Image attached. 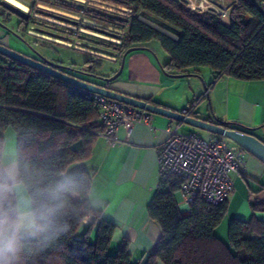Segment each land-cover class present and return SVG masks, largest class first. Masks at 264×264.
<instances>
[{
  "label": "trees",
  "instance_id": "16d2710c",
  "mask_svg": "<svg viewBox=\"0 0 264 264\" xmlns=\"http://www.w3.org/2000/svg\"><path fill=\"white\" fill-rule=\"evenodd\" d=\"M106 1L130 11L123 13L106 7L116 14L123 13L126 30H122L121 39L109 44L110 52L100 53L121 59L127 49L145 47L156 39L167 54L166 63L160 67L168 75H190L200 67H208L213 80L222 76L264 79V7L254 2L234 0L225 19L212 7H190L184 0ZM0 5L14 13L3 0ZM63 5L67 8L70 4ZM139 15H147V20L175 36L150 25ZM19 19L26 28L34 22L29 17ZM96 26L106 27L100 23ZM63 32L54 35L60 40L72 35L68 28H63ZM84 64L87 72L94 73L90 61ZM186 111L195 116L192 107ZM98 113V104L88 92L0 54V164L3 132L10 128L17 142L20 180L31 186L38 200L45 201L61 182L68 186L67 208L57 219L59 228L47 241L43 237L26 240L18 264H141L132 258L125 242L116 253H109L114 225L91 207V174L80 169L66 176L72 165L91 157L101 132ZM218 121L228 128L249 132L242 125ZM179 189L180 180L175 177L160 180L159 189L147 205V214L159 225L161 234L142 264H264L263 220L254 216L248 221L231 219L228 241L224 243L213 231L227 212V200L211 204L196 197L183 213L175 195ZM258 207L252 205L254 211ZM88 215H93V222L76 237Z\"/></svg>",
  "mask_w": 264,
  "mask_h": 264
},
{
  "label": "crops",
  "instance_id": "0c3cea01",
  "mask_svg": "<svg viewBox=\"0 0 264 264\" xmlns=\"http://www.w3.org/2000/svg\"><path fill=\"white\" fill-rule=\"evenodd\" d=\"M0 38L5 39L9 47L23 52L21 43L5 32H0ZM10 38L17 46L10 42ZM145 47L147 49L131 51L126 55L121 74L108 83L109 88L139 99H152L155 104L174 110L192 107L197 117L242 125L250 128L249 132L264 142V79L222 76L213 80L208 67L198 68L195 74L172 77L160 67L166 63L167 54L158 57L147 45ZM108 60L117 64L119 59L114 55L113 60ZM199 77L207 84L206 92ZM190 128L193 130L192 126L151 113L147 124L135 123L129 132L119 128L116 132L119 143L114 146L108 145L99 135L93 144L91 157L69 168L67 177L80 169L91 174V207L99 210L101 217L114 225L108 248L110 254L116 253L125 242L132 258L142 264L154 248L161 230L149 218L147 205L160 183L156 149L167 139L170 130L187 133L192 132ZM9 138V143L4 138L3 166L13 162L16 164L15 134H9ZM6 156L9 163L4 165ZM230 175L233 189L227 197V212L213 231L224 243L228 241L231 219L248 221L254 216L264 221V162L244 149L243 164ZM252 205L259 207L254 211ZM86 217L87 222L80 225L82 230L94 220L93 215ZM96 223L90 234L92 239L96 233Z\"/></svg>",
  "mask_w": 264,
  "mask_h": 264
},
{
  "label": "built area",
  "instance_id": "2783aa9c",
  "mask_svg": "<svg viewBox=\"0 0 264 264\" xmlns=\"http://www.w3.org/2000/svg\"><path fill=\"white\" fill-rule=\"evenodd\" d=\"M75 1L80 2L81 6L79 8L83 9L86 0ZM184 1H186L190 7H212L222 16L224 14L222 10L215 8L209 2H205L203 6L201 4H195L193 1ZM90 8L87 6L85 9ZM59 15H65L76 20L80 18L77 15L64 12ZM72 19L69 20L76 25L77 21ZM84 22L96 24L87 19H84ZM81 25L96 30L94 27L84 23H81ZM79 29L83 30L81 28ZM83 31L95 34L90 30ZM76 33V31H73L72 35H68V38H63L62 40L73 42ZM96 35L104 37L101 34ZM118 37L121 39L122 35ZM75 42L77 44H84L77 40H75ZM81 91L86 90L81 89ZM86 92H88L98 104L99 113L97 120L101 126L99 135L102 136L105 142L110 146L119 143V139L116 135L119 128H124L129 132L135 123L141 122L147 124L150 121V112L95 92ZM185 112L186 114H190L186 110ZM243 155L244 149L242 147L229 144L227 139L223 137L213 135L204 138L195 132L179 133L176 130H170L167 139L156 149V160L160 180L164 181L170 177H175L180 180L179 206L183 212L188 210L189 204L196 197L211 204H219L227 200L229 193L233 189V181L230 174L243 164Z\"/></svg>",
  "mask_w": 264,
  "mask_h": 264
},
{
  "label": "rangeland",
  "instance_id": "374dc122",
  "mask_svg": "<svg viewBox=\"0 0 264 264\" xmlns=\"http://www.w3.org/2000/svg\"><path fill=\"white\" fill-rule=\"evenodd\" d=\"M16 1L19 2L21 5L27 7V10L25 11L27 13V17L20 16L17 13H11L5 11V9H3V6L0 5V32L2 33L6 32L1 27V24H3L4 26L7 27L9 31H11L10 34L8 33L9 37L13 38L16 41L18 40L24 41L29 48L34 47V49H36L37 52L42 53L45 56V58H48L49 60L54 62L61 63L64 66H70L75 69L83 70V68H86L84 64L85 61H90V64L93 65L94 74H97L99 76L111 75L113 69L118 68L117 64L119 65L120 59L118 60L117 64H114L113 62L106 59L107 57L102 58V57L94 56L92 54L96 55V53L94 52H99L102 50H108V52H110L111 48L108 47L109 44L111 43L114 44L115 41L113 40L120 39L118 36L122 35V30H126V27L123 24L126 23L127 18L122 14L124 12H129L130 9L119 5H113L112 3L106 0H86L83 9L73 5H67L69 7L66 8L63 5L65 3H63L60 0H16ZM189 1L190 2L193 1L195 4L202 3L203 5H205L206 2V1L204 2L203 0H189ZM211 1H210L211 5H214L215 8L220 9L224 12L223 17L225 19L227 17V13L229 12V10L231 9V7L235 2L234 0H211ZM249 1L254 2L261 8L264 7V0H249ZM87 6L91 8L85 9L87 8ZM106 7L116 8L117 10L123 13L116 14L113 11L107 10ZM41 11L48 12L53 15L45 14L42 13ZM56 11L77 15L80 18L78 20L72 19L65 15L64 16L59 15V13H56ZM54 15H57L59 17ZM19 17H21L22 19H26L29 17L32 18L34 22L31 23L28 28H26L23 22H19L20 20ZM60 17H65L66 19ZM139 17L142 16L139 15ZM69 19L77 21L76 25L75 23L71 22ZM84 19L93 21L96 24L97 23L103 24L107 28L105 27V29H103L96 26V24L85 23ZM81 23L98 28L100 29V31L83 27ZM63 28H68V30L69 31L72 30V32L76 31L77 33L74 36V39L83 42L84 44H77L75 40L73 42L64 41L68 45L63 44L62 42H59V44L58 42L50 43L51 41L54 42L53 40L60 41L59 38L56 39V35L54 34H58V35L64 34ZM79 28L83 30H90L95 34L87 33L83 30H80ZM105 31L111 32L115 35L108 34ZM34 32L36 33L34 34ZM96 34H101L102 36L104 35L105 36L101 37ZM11 38H10V42H13V44L17 46L15 41H13V39ZM0 43L7 45L6 40L2 38H0ZM146 45L151 50H153L158 57H161L164 54H166L160 42L156 39H152L148 41ZM105 54L109 55L110 53L105 52ZM156 54L154 58L156 57ZM87 80L93 82L99 81L89 77L87 78ZM191 131L201 135L204 138L213 135V133L207 130L199 129L196 127H193V130L191 129ZM9 134L10 135L12 134V136H14V133L11 129H7V131L4 133V138H6L7 140L6 143H9L10 140ZM7 161H9V159L6 156L3 162L4 165H7L9 163ZM175 195L177 201L179 202L180 193L176 192ZM81 232L82 229L81 227H79L75 233V236L80 237Z\"/></svg>",
  "mask_w": 264,
  "mask_h": 264
},
{
  "label": "clouds",
  "instance_id": "9594fccd",
  "mask_svg": "<svg viewBox=\"0 0 264 264\" xmlns=\"http://www.w3.org/2000/svg\"><path fill=\"white\" fill-rule=\"evenodd\" d=\"M67 188L61 182L40 202L31 186L21 182L14 162L0 164V264H18L26 240L51 238L59 228L58 217L67 208Z\"/></svg>",
  "mask_w": 264,
  "mask_h": 264
},
{
  "label": "water",
  "instance_id": "95a60500",
  "mask_svg": "<svg viewBox=\"0 0 264 264\" xmlns=\"http://www.w3.org/2000/svg\"><path fill=\"white\" fill-rule=\"evenodd\" d=\"M3 1H6V0H3ZM13 12L16 13L15 11ZM56 12L59 14L63 13L60 11H56ZM1 27L5 31L11 33V31H9L7 27L4 26L3 24H1ZM53 41L58 42V43L62 42L63 44H66V42L61 41V40L60 41L53 40ZM139 49H147V48L146 47H132V48L127 49L122 54L118 69L114 73H112L111 75L99 76V75H96L94 73H90L84 70L75 69L70 66H64L61 63L52 62L43 56L40 57L41 58L40 60H37L21 51L12 49L9 46L0 43V54L2 55H5L9 58L17 60L26 65H29L38 70H41L47 74H50L56 78L61 79L62 81L66 83H69L78 88L84 89L86 91L95 92V93L104 95L106 97H109L111 99H114L116 101H120L122 103L132 105L138 109H142L150 113L162 114L164 116H167L173 120L184 123L186 125L196 127L199 129H203V130H207L215 135L226 138L236 143L238 146L242 147L243 149H245L246 151L253 154L254 156H256L257 158H259L261 161L264 162V142L259 140L257 137H255L253 134L249 132L228 128L224 126L223 124H221L216 118H214L213 120H209V119L200 118L197 116H192L190 114H186L185 112L186 109L174 110V109L168 108L163 105L149 103L147 100L129 96L127 94L117 92L109 88L108 83L115 80L121 74L126 55L130 53L131 51H135ZM87 51H90V50H87ZM94 53H96V55L101 56V57H107L106 59L113 60V56L100 53V52H94ZM38 56H41V55L38 53ZM169 76L182 77L185 75L181 74V75H169ZM88 77L94 78L95 80H99V81L98 82L88 81L87 80ZM199 78H200L202 87L204 91L206 92L207 84L204 82V80L201 77ZM247 130L250 131L251 129L247 128Z\"/></svg>",
  "mask_w": 264,
  "mask_h": 264
},
{
  "label": "bare ground",
  "instance_id": "6f19581e",
  "mask_svg": "<svg viewBox=\"0 0 264 264\" xmlns=\"http://www.w3.org/2000/svg\"><path fill=\"white\" fill-rule=\"evenodd\" d=\"M60 1H62V2H65V3H68V4H70V5H74V6H77V7H80L81 6V3L80 2H78V1H75V0H60ZM4 4L6 5V6H8L9 8H11L13 11H15L16 13H18L20 16H23V17H26L27 16V13L25 12L26 10H27V7H25V6H23V5H21L19 2H17L16 0H6V1H4ZM42 13H45V14H50V15H53V14H51V13H48V12H44V11H41ZM54 16H57V15H54ZM147 16V15H146ZM146 16L143 18V17H140L142 20H144V21H146L147 23H149L150 25H152V26H154V27H156V28H158L159 30H162L163 32H165V33H167V34H169V35H171V36H175L174 35V33L173 32H170L169 30H167L166 28H164L163 26H161V25H159V24H157V23H154V22H151V21H149V20H147V19H145L146 18ZM152 16V15H151ZM57 17H59V16H57ZM60 18H63V19H66L65 17H60ZM165 23V22H164ZM95 28V27H94ZM96 30H100V29H98V28H95ZM106 33H108V34H111V35H115V34H113V33H111V32H107V31H105ZM32 33V32H31ZM36 32H34V34H35ZM105 36V35H104ZM114 41V40H113Z\"/></svg>",
  "mask_w": 264,
  "mask_h": 264
},
{
  "label": "flooded vegetation",
  "instance_id": "af4514ba",
  "mask_svg": "<svg viewBox=\"0 0 264 264\" xmlns=\"http://www.w3.org/2000/svg\"><path fill=\"white\" fill-rule=\"evenodd\" d=\"M27 17V16H26ZM7 32V31H6ZM10 34V33H9ZM20 43H21V45H22V51H23V53H25V54H27V55H29V56H31V57H33V58H35V59H37V60H40L41 58L40 57H45L42 53H39L41 56H38V53H37V51H36V49H34V47H28L27 45H26V43L24 42V41H21V40H18ZM46 59H48V58H46ZM49 60V59H48ZM51 61V60H50ZM52 62H54V61H52ZM45 63H47V62H45ZM55 63H58V62H55ZM83 70L84 71H87L86 70V68H83Z\"/></svg>",
  "mask_w": 264,
  "mask_h": 264
}]
</instances>
